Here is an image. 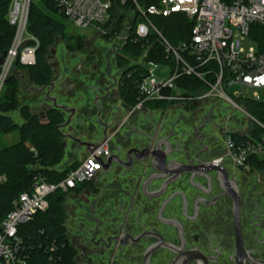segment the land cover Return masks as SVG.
I'll list each match as a JSON object with an SVG mask.
<instances>
[{
    "label": "flooded vegetation",
    "instance_id": "1",
    "mask_svg": "<svg viewBox=\"0 0 264 264\" xmlns=\"http://www.w3.org/2000/svg\"><path fill=\"white\" fill-rule=\"evenodd\" d=\"M78 36L50 48L48 84L19 76L22 106L45 123L61 115L69 165L87 143L109 148L107 168L67 193L72 264H264V169L228 158L227 107L135 104L117 43Z\"/></svg>",
    "mask_w": 264,
    "mask_h": 264
},
{
    "label": "built area",
    "instance_id": "2",
    "mask_svg": "<svg viewBox=\"0 0 264 264\" xmlns=\"http://www.w3.org/2000/svg\"><path fill=\"white\" fill-rule=\"evenodd\" d=\"M11 0L7 20L15 29L10 48L0 66V92L13 67L36 62L38 39L28 32L31 3ZM59 12L75 26L92 27L117 48L142 45L131 58L127 77L136 80L142 103H218L227 107L224 128L228 158L237 167H253L264 157V101L250 97L244 87H264V0H55ZM184 15L190 34L173 44L165 33V21ZM35 44H34V43ZM167 68V72L161 71ZM156 69L158 71L155 73ZM240 85L242 89H236ZM256 103L263 118L253 114ZM136 103V104H137ZM34 151V148L32 147ZM108 145L95 149L70 169L59 182L37 176L30 191L22 192L0 222V264H60L57 242H40L46 256L34 259L20 235V227L49 208V197L68 193L88 183L108 157ZM5 176H0V181Z\"/></svg>",
    "mask_w": 264,
    "mask_h": 264
},
{
    "label": "trees",
    "instance_id": "3",
    "mask_svg": "<svg viewBox=\"0 0 264 264\" xmlns=\"http://www.w3.org/2000/svg\"><path fill=\"white\" fill-rule=\"evenodd\" d=\"M10 2L11 0H0V50L2 51H7L10 48L15 33L14 27L7 20ZM58 12L55 0L33 1L30 6L28 32L39 41L36 62L33 65L24 66L18 61L16 69H26L32 82L39 86L51 81L52 71L47 61V54L56 40L63 39L68 47L75 40H82L78 35L67 33L64 22L56 17ZM164 21L165 33L173 44H178L190 34L191 24L184 15H177ZM81 44L82 42H80ZM125 51L128 56L133 58L141 54L143 48L141 44L127 45ZM139 76V71L136 70L133 71L131 77H127L130 90L126 97L132 99L135 104L140 99L136 86ZM19 86V75L16 72L9 74L3 86L4 92L0 94V135L13 131H17L19 134L17 142L0 148V176H5V179L0 181V222L14 208L19 195L32 189L37 176H43L50 182H59L70 169L77 165L76 163L59 168L65 154L56 127L61 120V115L59 113L51 114L49 123L42 122L31 113L27 106L21 105ZM257 108L256 103H249L250 111L263 118L258 114ZM14 110L20 112L23 122L20 123L14 119L10 113ZM253 164L256 167L264 166V157L255 158ZM79 189L80 187H77L75 190ZM66 195L67 193L63 191H57L51 195L49 208L37 212L29 223L20 227V235L31 250L33 260L45 259L46 253L40 242L55 241L61 256L60 264H72L64 221L66 213H64L63 203Z\"/></svg>",
    "mask_w": 264,
    "mask_h": 264
},
{
    "label": "rangeland",
    "instance_id": "4",
    "mask_svg": "<svg viewBox=\"0 0 264 264\" xmlns=\"http://www.w3.org/2000/svg\"><path fill=\"white\" fill-rule=\"evenodd\" d=\"M35 2H38L39 0H34ZM56 17L63 21L64 24L66 25V31L69 35H85L86 37H91L93 35H95V33H97L95 31V29H93L92 27H86V28H81V27H77L75 26L71 21H69L64 15H62L60 12H58L56 14ZM62 41V39H61ZM35 44V43H34ZM120 53L121 54H127L126 51L124 49H120ZM158 71V69H156L155 73ZM161 71L163 72H167V68H161ZM12 72V71H11ZM14 72L17 73V75H22L23 73L26 72V69H22V68H18L16 69ZM11 74V73H10ZM236 89H242L240 85H236L235 86ZM4 87L2 88L0 94H3L4 92ZM243 92L244 94L250 96V97H258L259 99L264 101V87H259V88H252V87H244L243 88ZM20 94L21 92H19V98H20ZM12 114V116L14 117L15 120H17L18 122L21 121L20 118V114L18 112V110H14L12 112H10ZM19 139V134L17 131H13L11 133H7V134H1L0 135V148H3L5 146L14 144L15 142H17ZM63 160H62V164L66 161L67 158V154H64L63 156ZM264 169V166H260ZM68 194L66 195L65 199H64V203L63 206L65 208V212L66 213V202L69 201V198H67ZM64 221H66V214L64 216Z\"/></svg>",
    "mask_w": 264,
    "mask_h": 264
},
{
    "label": "water",
    "instance_id": "5",
    "mask_svg": "<svg viewBox=\"0 0 264 264\" xmlns=\"http://www.w3.org/2000/svg\"><path fill=\"white\" fill-rule=\"evenodd\" d=\"M6 53H7V51L0 50V66L2 65V63L4 61ZM15 69H16V65L13 67L11 74L14 73ZM44 88H45L44 86H42V87H33V88H30L28 91H31L32 89H35L37 91H42ZM50 99L53 101V103H55V97H50ZM58 106H60V105H58ZM60 126H62V125H59V127ZM87 145H88L87 153L92 152L95 149V147H96V145H91L89 143H87ZM103 165H104V169H106L107 168V164L103 163Z\"/></svg>",
    "mask_w": 264,
    "mask_h": 264
},
{
    "label": "crops",
    "instance_id": "6",
    "mask_svg": "<svg viewBox=\"0 0 264 264\" xmlns=\"http://www.w3.org/2000/svg\"><path fill=\"white\" fill-rule=\"evenodd\" d=\"M66 165H69V162H68V157L66 158V161L61 165L59 166V168H61L62 166H66Z\"/></svg>",
    "mask_w": 264,
    "mask_h": 264
}]
</instances>
